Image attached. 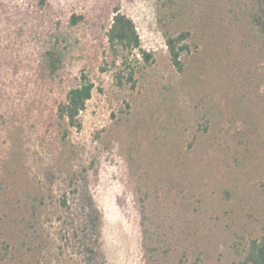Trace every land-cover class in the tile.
<instances>
[{
  "label": "trees",
  "instance_id": "trees-1",
  "mask_svg": "<svg viewBox=\"0 0 264 264\" xmlns=\"http://www.w3.org/2000/svg\"><path fill=\"white\" fill-rule=\"evenodd\" d=\"M25 1L0 2V264H108L98 157L75 136L95 84L66 73L73 30L103 31L120 89L153 57L118 0L104 18ZM156 3L172 72L125 96L102 142L125 136L145 263L264 264V0Z\"/></svg>",
  "mask_w": 264,
  "mask_h": 264
},
{
  "label": "rangeland",
  "instance_id": "rangeland-1",
  "mask_svg": "<svg viewBox=\"0 0 264 264\" xmlns=\"http://www.w3.org/2000/svg\"><path fill=\"white\" fill-rule=\"evenodd\" d=\"M25 0H0L6 4V11H15ZM66 10L89 12L91 16L98 7L104 10L103 18L111 12L106 8L110 0H51ZM121 10L136 23L143 48L152 54L153 63L140 73L137 90L129 85L120 89L114 78V71L105 70L106 56L103 31L98 26L81 25L73 30V50L68 57L66 73L70 79L86 71L95 84L93 98L82 115V130L75 133L80 145L98 157V174L92 178L91 192L102 211L101 244L108 264H146L142 249L140 217L137 195L123 157L126 145L124 135L116 138L111 147H104L103 141L114 126L112 114H120L122 99L132 94L140 100L145 93L167 80L172 72L165 39L157 23L156 0H118ZM28 5V2L26 3ZM98 6V7H97ZM109 9V10H108ZM107 19V18H106ZM105 19V20H106ZM39 35V34H38ZM37 36L43 40L44 35ZM27 38L32 40L31 34ZM37 42V41H36ZM144 61L142 65H146ZM139 92V93H138ZM83 147V148H84ZM88 155V154H87Z\"/></svg>",
  "mask_w": 264,
  "mask_h": 264
}]
</instances>
